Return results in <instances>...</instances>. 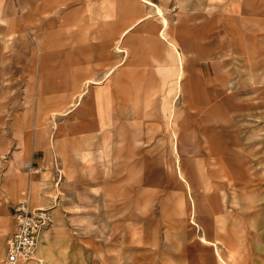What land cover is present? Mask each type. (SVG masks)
Segmentation results:
<instances>
[{"label":"rangeland","instance_id":"374dc122","mask_svg":"<svg viewBox=\"0 0 264 264\" xmlns=\"http://www.w3.org/2000/svg\"><path fill=\"white\" fill-rule=\"evenodd\" d=\"M58 2L0 0V264L22 199L51 217L23 264H264V0H162L167 39L141 0ZM76 67L96 81L57 106Z\"/></svg>","mask_w":264,"mask_h":264},{"label":"crops","instance_id":"0c3cea01","mask_svg":"<svg viewBox=\"0 0 264 264\" xmlns=\"http://www.w3.org/2000/svg\"><path fill=\"white\" fill-rule=\"evenodd\" d=\"M59 2H61V0H58ZM144 4H146L151 11L155 12L157 15L160 16L161 18V21H162V24L164 26V28L162 30H160L158 33H159V36H160V33L161 31L163 32V38L164 39H167V35H166V30H167V27L169 26V18L167 17V15L165 14V8H164V5H162V0H141ZM57 3L56 4V7L58 5H60V3ZM150 11V12H151ZM34 26H30V28H33ZM229 28V27H227ZM229 30V29H228ZM231 31V30H230ZM252 30L251 29H247V33L244 34L243 33V36L248 40L249 42V45L252 47H254L256 49V46H257V38L252 34L251 32ZM61 31L59 32H56V33H51L47 36V39H46V46H63V45H66L67 44V41L68 40H71L73 38V35L67 33V39L65 38H62V35L60 33ZM111 31H103L102 34H104L105 36L109 35L108 37V41L105 42V45H104V50H106L105 52H109L111 51V47L114 48V50L118 51V48H121L124 50L123 46H121L119 44V41L121 39V37L126 33L128 32V29L125 28L124 30L121 31V34H111L110 33ZM66 33V32H65ZM114 35H117V37L115 39H112ZM264 36V35H263ZM240 39V38H239ZM264 39V38H263ZM263 41V40H262ZM261 41V42H262ZM135 40L133 39V37H129L126 39V43L129 44L130 46H132L134 44ZM260 41L258 43H261ZM185 44L186 46H190L191 45V41L190 40H185ZM171 45L173 47V51L175 52L174 55L179 63V68H181L183 66L184 68V65H183V57H182V54L181 52L177 49L176 47V44L174 42H171ZM200 48V47H199ZM109 51H108V50ZM118 52H123V51H118ZM119 62H122L123 61V58H120L118 60ZM171 65L170 62L166 61L165 63L162 64V66L160 67L161 71H162V78H160V82L162 83V85H171L173 89L176 90V94L178 92H180L183 88V83H182V78H181V84H180V77H179V74H180V70L178 68V73L176 75H174V73L172 72V70H170L171 68H169ZM86 69L90 68V66L88 65L87 67H85ZM202 73L203 74H208L209 73V70H210V64H205L202 68ZM81 72V69H79L78 67L74 68L73 71L71 73H68L67 75H65L66 77L64 78V81H67L68 79L71 81L70 83L72 85H69V86H64V87H61V88H52L50 89L49 91H57V90H61V91H68L66 93H62V95H57L55 96L54 98L57 99L56 101V105L57 106H64V105H67L69 103H71V105H75L77 104V101H78V98L83 94V92L85 91L86 89V86H87V83H90L91 81H96V78H87L84 82H82L81 84L77 81L78 79V75L79 73ZM110 72V70H107V72L104 73V76H106L108 73ZM183 75H184V70H183ZM182 75V77H183ZM207 79H208V85L210 86H219V82L217 81V79H212L213 78V75H208L206 76ZM209 79H212V80H209ZM104 88H106L104 86ZM48 90L45 89L44 86H42V84L39 82L38 83V88H37V93H35V96L37 95H41V94H46ZM175 94V95H176ZM32 95V93H31ZM74 98H76V100H74ZM167 100V99H166ZM44 101L45 99H40L37 103V108H38V111L39 112L37 115H43V110H44ZM174 100H168L167 102H164L163 105H162V114H163V126L164 128H168L169 126V121H170V118L173 117L172 115L175 114V104L173 103ZM52 110V115L55 116V114H57V109H51ZM159 125V124H157ZM160 127V125H159ZM36 135H42V133L38 132V133H35V136ZM54 144V142H53ZM55 145H56V141H55ZM41 150L40 149H37L36 152L34 153L35 155V160L36 161H41ZM8 191L10 194H13V193H16V188L14 186H11V187H8ZM23 264V263H22Z\"/></svg>","mask_w":264,"mask_h":264},{"label":"built area","instance_id":"2783aa9c","mask_svg":"<svg viewBox=\"0 0 264 264\" xmlns=\"http://www.w3.org/2000/svg\"><path fill=\"white\" fill-rule=\"evenodd\" d=\"M12 210L13 230L6 241L2 264H22L32 255L38 234L50 222L47 209L38 208L26 200L18 201Z\"/></svg>","mask_w":264,"mask_h":264},{"label":"bare ground","instance_id":"6f19581e","mask_svg":"<svg viewBox=\"0 0 264 264\" xmlns=\"http://www.w3.org/2000/svg\"><path fill=\"white\" fill-rule=\"evenodd\" d=\"M118 48V51H123L121 48L117 47ZM40 233V232H39ZM39 236V234H38ZM38 244V242L36 243V245Z\"/></svg>","mask_w":264,"mask_h":264}]
</instances>
